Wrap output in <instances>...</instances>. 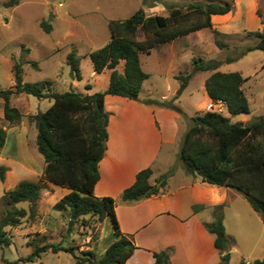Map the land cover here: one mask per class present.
Masks as SVG:
<instances>
[{
    "label": "trees",
    "instance_id": "obj_1",
    "mask_svg": "<svg viewBox=\"0 0 264 264\" xmlns=\"http://www.w3.org/2000/svg\"><path fill=\"white\" fill-rule=\"evenodd\" d=\"M157 0H154V2ZM145 3L146 0H143ZM20 0H9L6 6H13ZM169 15H148L143 7L129 17L109 21L111 39L102 47L90 52L93 69L101 73L110 69L109 84L105 90L94 93H81L74 89L64 92L51 91L49 81L25 82L23 78V61L13 65L14 85L0 88V102L5 119L13 124L23 116L22 112L11 105V99L22 93L38 98H50L52 105L45 111H38L30 116L37 129L36 146L42 155L45 168L39 180H21L15 187L7 190L0 199V244L8 246L11 237L7 226L19 225L23 218H34L36 205L45 187L42 179L56 186L69 189L56 204L55 209L69 211L70 226L80 218L91 217L103 222L110 217L117 239L112 242L100 258L94 251L87 250L75 255V264H125L137 249L131 235L122 232L116 212V199L99 197L94 193L100 178L99 163L107 149L109 138V112L106 110L107 94L120 95L137 99L144 81L150 77L141 65V53H151L152 49L171 42L178 37L188 35L203 28L213 26L212 16L226 14L233 9L230 1L224 2H189L183 7H169ZM41 28L50 32L51 23L43 20ZM141 30V35L138 31ZM216 33H219L215 30ZM257 37V42L248 46L244 53L253 50L264 52V30L250 31ZM223 48L225 44L216 40ZM28 51V48L22 47ZM67 63L74 79L81 80L80 61L76 49L67 54ZM234 58H228L232 61ZM124 63L123 71L119 70ZM193 71H213L205 80V88L213 100L225 102L228 113L249 114L250 102L243 84L245 78L241 72H222L218 70L219 61H207L203 57L193 58ZM31 65L39 69L38 63ZM191 76H184L185 81ZM87 88H91L88 86ZM147 104H157L182 110L167 102L153 99L145 100ZM189 126L181 140L178 157L188 174L199 176L204 182L226 186L238 191L262 215L264 211V115L246 124L242 120L232 121L229 116L218 111L197 113L189 120ZM7 141L6 129L0 125V150ZM8 167L0 164V180H5ZM175 171L171 167L160 175L155 183L150 182L153 174L151 167L137 173L135 182L126 188L122 198L125 201H137L162 192L168 178ZM28 202L29 208L18 206ZM226 204L219 205L224 209ZM203 205L193 206L195 211ZM263 222L264 218L262 217ZM207 230L215 235V246L221 253L219 264H230V249L233 239L228 236L222 211L214 213V220L205 224ZM51 249L53 252L72 251L58 243L37 246L29 255L18 261L34 262L41 253ZM172 248L154 251L155 264H171ZM241 264H264V256L253 262L242 260Z\"/></svg>",
    "mask_w": 264,
    "mask_h": 264
},
{
    "label": "rangeland",
    "instance_id": "obj_2",
    "mask_svg": "<svg viewBox=\"0 0 264 264\" xmlns=\"http://www.w3.org/2000/svg\"><path fill=\"white\" fill-rule=\"evenodd\" d=\"M8 1L0 0V88L13 87V65L22 58L24 81L47 80L50 90L55 92L71 89L83 92L85 83L93 85L92 91L106 89L107 76H93L89 54L111 39L110 20H123L141 7L148 15L168 16L171 6L184 8L189 2L230 1L232 11L213 16L212 27L160 44L151 53H141V65L150 77L144 81L140 95L180 108L183 114L179 126L182 132L186 131L190 118L208 111L211 102V99L206 101L203 81L213 71H193V58L200 56L207 61H219L218 70L222 72L239 71L247 78L242 87L251 112L231 115L226 105H217L221 113L232 121L242 120L249 124L264 115V52L244 53L248 46L257 42L250 31L264 30V0H146L145 3L143 0H20L17 5L6 6ZM43 20L52 24L50 32L41 28ZM137 34L141 35V30ZM216 40L223 42L225 47L220 48ZM22 47L29 50H22ZM72 49L81 57V80H71L66 58ZM228 58L234 60L228 61ZM32 61L38 63L39 69L31 65ZM187 74L191 76L185 81ZM52 103L50 98L25 93L13 96L11 105L23 116L11 124L5 119L0 102V125L7 132V141L0 150V164L8 167L5 180H0V199L21 180L42 178L45 162L36 146L37 129L30 116L45 111ZM173 157L170 168L182 163L177 152ZM42 182L45 187L36 205L35 217H25L19 225L6 227L11 244H0V264H12L47 243L72 247L73 252L49 249L34 262L18 261L17 264H75V255L87 250L94 251L95 257L100 258L115 236L110 217L103 222L82 217L70 226L69 211L55 209L66 191L45 179ZM222 196L226 198L222 204L228 205L224 209L216 206L214 213L222 211L226 232L234 241L230 264H241L242 257L247 263L262 258V215L252 211L247 199L232 188L226 187ZM18 206L28 209L29 203L20 202Z\"/></svg>",
    "mask_w": 264,
    "mask_h": 264
},
{
    "label": "crops",
    "instance_id": "obj_3",
    "mask_svg": "<svg viewBox=\"0 0 264 264\" xmlns=\"http://www.w3.org/2000/svg\"><path fill=\"white\" fill-rule=\"evenodd\" d=\"M123 68L124 63L121 62L119 70L123 71ZM92 74L95 78L105 74L108 87L110 69L101 73L93 70ZM71 80L75 79L72 77ZM203 82L205 87V80ZM84 86L85 91L81 93L96 92L92 91L91 83ZM205 96L206 101L211 99L207 91ZM148 98L140 94L137 99L106 95L109 138L99 163L100 178L94 193L99 197L116 199L121 230L131 235L137 245L125 264H155L153 252L169 247L172 248L171 264H219L221 254L215 246V235L207 230L205 224L214 220L215 207L225 201L222 195L226 186L204 182L199 176L188 174L180 163L161 193L137 201L122 198L124 190L135 182L140 170L151 167L150 182L155 183L170 169L186 132H182L179 126L180 113L161 105L147 104L145 100ZM61 188L65 194L69 192V189ZM196 204L203 207L195 211L193 206ZM116 239L115 235L109 245Z\"/></svg>",
    "mask_w": 264,
    "mask_h": 264
},
{
    "label": "built area",
    "instance_id": "obj_4",
    "mask_svg": "<svg viewBox=\"0 0 264 264\" xmlns=\"http://www.w3.org/2000/svg\"><path fill=\"white\" fill-rule=\"evenodd\" d=\"M217 105L223 106V105H226V104L221 99H218V100L211 99V102L208 105V111H218V112H221V110L217 108Z\"/></svg>",
    "mask_w": 264,
    "mask_h": 264
},
{
    "label": "water",
    "instance_id": "obj_5",
    "mask_svg": "<svg viewBox=\"0 0 264 264\" xmlns=\"http://www.w3.org/2000/svg\"><path fill=\"white\" fill-rule=\"evenodd\" d=\"M246 124H249V122H246ZM262 217L264 218V211H262Z\"/></svg>",
    "mask_w": 264,
    "mask_h": 264
}]
</instances>
